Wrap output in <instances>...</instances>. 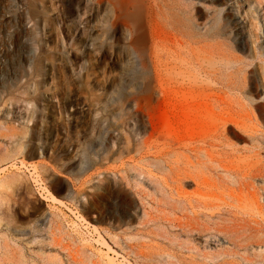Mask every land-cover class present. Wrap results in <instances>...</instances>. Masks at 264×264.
<instances>
[{"label":"rangeland","instance_id":"374dc122","mask_svg":"<svg viewBox=\"0 0 264 264\" xmlns=\"http://www.w3.org/2000/svg\"><path fill=\"white\" fill-rule=\"evenodd\" d=\"M0 0V264H264V0Z\"/></svg>","mask_w":264,"mask_h":264},{"label":"bare ground","instance_id":"6f19581e","mask_svg":"<svg viewBox=\"0 0 264 264\" xmlns=\"http://www.w3.org/2000/svg\"><path fill=\"white\" fill-rule=\"evenodd\" d=\"M115 4L120 12H126L125 15L132 21L136 30V42L140 47H144L146 44V35L141 25V17L143 12H156L152 0H110ZM155 1V0H154ZM237 3V10H241L242 7Z\"/></svg>","mask_w":264,"mask_h":264}]
</instances>
